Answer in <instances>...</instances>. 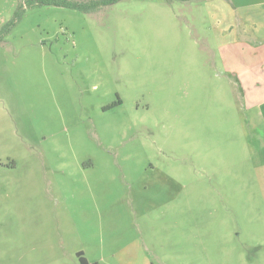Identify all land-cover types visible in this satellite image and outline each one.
I'll return each instance as SVG.
<instances>
[{
	"label": "rangeland",
	"instance_id": "obj_1",
	"mask_svg": "<svg viewBox=\"0 0 264 264\" xmlns=\"http://www.w3.org/2000/svg\"><path fill=\"white\" fill-rule=\"evenodd\" d=\"M42 1L0 0V264H264L226 0Z\"/></svg>",
	"mask_w": 264,
	"mask_h": 264
},
{
	"label": "crops",
	"instance_id": "obj_2",
	"mask_svg": "<svg viewBox=\"0 0 264 264\" xmlns=\"http://www.w3.org/2000/svg\"><path fill=\"white\" fill-rule=\"evenodd\" d=\"M231 22H226L224 33L234 35L228 48L236 43L244 45L250 54L224 52L226 79L233 93H237L239 107L250 111L254 121L257 145L256 171L264 172V0H226ZM225 7V6H224ZM225 20V19H224ZM222 20V21H224ZM241 46V45H240ZM237 61V62H234ZM240 112V111H239ZM253 129V128H252ZM264 173L262 174L263 179ZM147 253V243L140 247ZM138 246L135 251L141 252ZM142 264H147V258ZM152 264H155L152 263Z\"/></svg>",
	"mask_w": 264,
	"mask_h": 264
},
{
	"label": "trees",
	"instance_id": "obj_3",
	"mask_svg": "<svg viewBox=\"0 0 264 264\" xmlns=\"http://www.w3.org/2000/svg\"><path fill=\"white\" fill-rule=\"evenodd\" d=\"M115 0H92L89 2H76L73 0H43L42 2H46L47 4H55V5H69L71 7L79 8L82 10H88L85 6L89 5L92 9H95L99 6L109 4ZM78 256L81 264H99L98 262L90 263L88 259L83 255L82 251L78 252Z\"/></svg>",
	"mask_w": 264,
	"mask_h": 264
}]
</instances>
